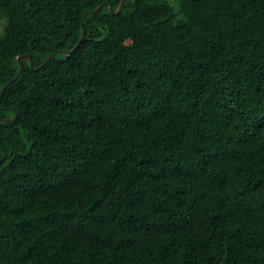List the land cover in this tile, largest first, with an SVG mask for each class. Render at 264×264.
<instances>
[{
	"label": "trees",
	"instance_id": "obj_1",
	"mask_svg": "<svg viewBox=\"0 0 264 264\" xmlns=\"http://www.w3.org/2000/svg\"><path fill=\"white\" fill-rule=\"evenodd\" d=\"M121 1L0 0V90ZM84 24L0 95V264H264V0Z\"/></svg>",
	"mask_w": 264,
	"mask_h": 264
},
{
	"label": "water",
	"instance_id": "obj_2",
	"mask_svg": "<svg viewBox=\"0 0 264 264\" xmlns=\"http://www.w3.org/2000/svg\"><path fill=\"white\" fill-rule=\"evenodd\" d=\"M127 1H129V0H122L121 1V3H120V5H119V7H118V9L117 10H115V8H114V6L112 5V4H110V3H104V4H101L97 9H95V10H93V11H90V12H87L84 16H83V19H82V37H81V39H80V41H79V43L75 46V48L73 49V50H71V51H69V50H58V51H56V52H54V53H52L47 59H46V61L39 67V68H36L35 66H34V61H33V59H32V57L31 56H29V55H22V56H19L18 58H17V61H18V63H19V65H20V70H19V72H18V74L12 79V80H10L1 90H0V95H2L6 90H7V88L12 84V83H14L16 80H18L19 79V77L22 75V72H23V69H24V61H27L29 64H30V66H31V68L33 69V70H39V69H41L42 67H44L52 58H54L56 55H58V54H60V53H64V54H68V55H70V54H72L82 43H83V41L86 39V36H87V31H86V27H85V24H84V21H85V19L87 18V17H90V16H92V15H95V14H97L99 11H101L102 10V8L103 7H105V6H109V8H110V11H111V13L113 14V15H119V14H121L122 12H123V10H124V6H125V3L127 2ZM6 108H3V107H0V111H2V110H5ZM17 115L13 118V119H6V118H0V122H12V121H15L16 119H17Z\"/></svg>",
	"mask_w": 264,
	"mask_h": 264
},
{
	"label": "rangeland",
	"instance_id": "obj_3",
	"mask_svg": "<svg viewBox=\"0 0 264 264\" xmlns=\"http://www.w3.org/2000/svg\"><path fill=\"white\" fill-rule=\"evenodd\" d=\"M174 5H175V6H177V7H179V5H178V3H177V2H175V3H174Z\"/></svg>",
	"mask_w": 264,
	"mask_h": 264
}]
</instances>
